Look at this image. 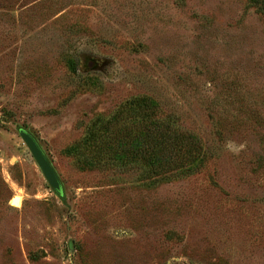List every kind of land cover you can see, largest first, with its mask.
<instances>
[{"label":"rangeland","instance_id":"rangeland-1","mask_svg":"<svg viewBox=\"0 0 264 264\" xmlns=\"http://www.w3.org/2000/svg\"><path fill=\"white\" fill-rule=\"evenodd\" d=\"M136 98L147 103L137 112L197 140L194 163L156 175L71 155L95 120ZM19 129L47 156L63 201ZM0 264H264L256 6L0 0Z\"/></svg>","mask_w":264,"mask_h":264},{"label":"trees","instance_id":"trees-1","mask_svg":"<svg viewBox=\"0 0 264 264\" xmlns=\"http://www.w3.org/2000/svg\"><path fill=\"white\" fill-rule=\"evenodd\" d=\"M248 2L264 15V0ZM135 105L145 107L147 103L136 98L110 119L95 120L85 137L69 149L71 155L82 166L93 169L140 163L156 175L180 169L197 160L200 145L193 136L176 134L170 122H154L146 114L137 112L133 108ZM127 118L130 127H124L122 122Z\"/></svg>","mask_w":264,"mask_h":264},{"label":"water","instance_id":"water-1","mask_svg":"<svg viewBox=\"0 0 264 264\" xmlns=\"http://www.w3.org/2000/svg\"><path fill=\"white\" fill-rule=\"evenodd\" d=\"M18 133L23 143L29 150L39 170L41 171L43 177L45 178L47 184L55 193V195L63 201L64 195L60 179L54 168L52 167L50 161L48 160L47 156L39 146L38 142L29 132L24 129H19Z\"/></svg>","mask_w":264,"mask_h":264}]
</instances>
